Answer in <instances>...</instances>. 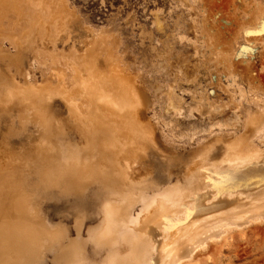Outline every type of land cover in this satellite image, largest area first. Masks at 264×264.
Masks as SVG:
<instances>
[{"label":"rangeland","instance_id":"374dc122","mask_svg":"<svg viewBox=\"0 0 264 264\" xmlns=\"http://www.w3.org/2000/svg\"><path fill=\"white\" fill-rule=\"evenodd\" d=\"M45 1L46 5L54 9L63 10L59 0ZM65 5L66 9L63 12L65 19L61 20L59 16L50 18V21L56 24V28H59L58 31H62L57 39L54 38L56 33L54 30L45 33L40 30L41 27L29 28L27 34L35 32V39L20 52L25 61L24 67L29 70L30 77L27 79L21 77L14 65L10 64L8 58L4 56L15 53L16 49L8 39L20 34L21 30L11 27V20L15 19L13 14L2 19L0 22V32L3 33L0 39V71L2 72L0 102L3 101L6 87L15 82L22 88L28 82L35 85H57L56 88L63 84L67 89L71 88L73 74L69 65L70 55L75 50L84 51L91 40L98 35L100 45L108 46L121 64L127 67L124 71L130 76L129 79L135 85L137 95L142 102L140 108L142 119L154 128L155 133L151 141L161 147L166 156L182 155L186 159L184 160L187 164L184 165L181 173L185 179L194 168L199 166L202 149L210 145L213 152L211 159H218L221 153L220 146H225L226 142L241 135L247 129V119L250 115L261 114L263 116L260 124L261 131L258 130L257 134L251 138L252 145L257 147V150L260 149L261 153L251 160L239 164L236 162L231 169H223L216 175L221 187L226 185L225 188L232 194L236 193L247 198L260 188L259 183L264 184V0H65ZM35 9L37 12H44L40 7ZM96 58L99 67L95 70L97 72L106 70L108 66L104 63V55L99 52ZM53 69H64L66 72L64 78L60 80L51 74ZM42 87L39 88L42 89ZM43 92L47 94V91ZM32 102L34 103L26 104L21 99L15 103H9V106L5 101L0 103V163L2 162L0 180H3L0 184L2 187L6 186L5 191V188H1L0 185V189H3L0 190V209L2 210L0 224H35L38 221L35 224L38 228L43 225L42 228L47 230L62 229L67 235L66 239L53 245L50 244L49 236L45 235L41 244V264H78L80 261L88 262V264H152V259L157 252L158 239L167 240L170 235L167 227L171 223L167 221L166 228L155 227L156 231L152 228L155 233L152 232L153 237L141 231L136 224L148 212V208L160 199L175 203L177 212L182 210L176 216L175 222L183 218L184 206H190L191 202L185 201V205L182 201L180 202L183 188L178 168L171 166L170 171L166 173L167 181L162 183L164 179H161V175L151 172L148 161L142 157L131 159L134 162L132 161L130 176L132 175L134 182L159 176L157 185L162 184L154 190H144L142 193L144 207L136 210L142 205V200L135 206L129 217L131 224L128 222L120 226L112 225L111 231L117 238V243L109 248H101L97 246L95 235L102 226L106 225L104 214L100 213L101 207L107 201L103 199L104 192L108 188L104 186L103 179L98 178L96 183L83 192L84 195L72 191L66 193L65 190L61 191L57 187H54L55 189L48 185H46L47 188L44 187L43 175L45 174L41 173H45L43 168L47 169V167L43 164L38 167L24 166L39 153L37 151L42 148L40 141L43 137L55 140L56 151L60 154L56 155H59L58 158H55V155L52 157L57 160L60 157L62 166L72 161L94 165L103 159L108 163L121 166L124 165L126 158L121 154H110L98 145L91 146L88 136L76 126L75 119L68 112L65 99L57 90L50 103L39 105L36 99ZM46 105L49 107L47 108ZM41 110L53 114L57 123L60 121L61 125L57 124L59 130L53 128V131H59L55 132L58 135L49 129L50 133L52 131L49 136V131L43 129L44 126L40 124L36 114ZM21 124L24 126L22 127ZM27 131L28 133H25ZM45 131H48V134H45ZM15 134H18V140ZM52 135L53 138H50ZM218 138V144H215ZM32 140L34 143L31 142ZM139 140L146 141V139ZM4 145L7 146L4 147ZM33 145H40L39 150ZM5 156L7 159L3 163ZM29 157L30 160H27ZM12 161L14 163H11ZM155 163L158 164V160ZM33 167L41 169L36 172L37 169L35 171ZM22 169L25 170L22 171ZM27 169L32 170V173H29ZM13 171H17L16 175H13ZM4 172L7 176L2 174ZM9 172L11 176H8ZM33 175L39 179L37 180ZM3 176L4 178L14 176L15 179L6 178L5 181ZM227 177L236 179L238 182L226 183ZM32 178L37 181H33ZM7 179L9 182L12 181L11 185ZM25 180L30 181L27 183ZM6 182L12 191L8 192ZM13 182L16 184L13 185ZM19 182L24 183L21 185ZM16 186L21 189H17ZM138 186L135 185L133 191ZM11 188H15L17 193ZM125 188H123L125 192L120 188H117L116 192V189L112 188L114 194H111L113 195V197L110 196L111 199L125 204L126 195L131 191H129L130 187L127 189L125 186ZM45 189L50 190L51 195H53L52 189L56 192L54 191V196H49L50 193L47 194ZM23 190L21 198L20 193ZM58 190L61 191L59 194ZM219 190L220 186L216 184L211 186L214 198L218 196ZM2 191H5L4 198ZM23 196H30L28 209H25L26 198ZM79 202L82 204L80 205ZM179 203L180 206H178ZM2 208H6L4 210L8 212ZM13 208L16 212L18 211L17 214L14 213ZM26 210L32 212L28 214ZM9 215L10 217H7ZM3 216L7 217V220ZM33 216L37 219L34 220ZM32 217L33 219L30 220ZM42 217L46 225L43 223L41 225ZM196 242L199 244L194 243L189 245L190 248L181 249L176 264H264V218L250 220L240 226H226L218 235L198 239ZM22 257L24 260L20 259L18 264L25 263L26 257Z\"/></svg>","mask_w":264,"mask_h":264},{"label":"bare ground","instance_id":"6f19581e","mask_svg":"<svg viewBox=\"0 0 264 264\" xmlns=\"http://www.w3.org/2000/svg\"><path fill=\"white\" fill-rule=\"evenodd\" d=\"M59 1L63 6V10L62 9L59 10V8L54 9L53 7L46 5L47 3L45 0H38L37 2H33L32 0H0V22L2 21V19L9 17L10 14H13V16H15V19L11 20L12 21L11 27L14 29L17 27L21 30L20 34L18 35L16 34L14 37L8 39L16 49L15 53H13L12 55L5 54L4 56L8 58L10 64L14 65L16 72L25 79H27V77H30V74H29V70L25 69L24 67L25 61L23 60L22 55H20V52L32 40L35 39V35H36L35 32L28 35L27 32L31 26L36 28L41 27L40 30H42L45 33H49L51 30H54V32H56L54 38L57 39L59 33H61L62 31L61 30L58 31L59 28L58 27L56 28V24L53 21H50V18L51 16H59L61 20L65 19L63 14V12L65 11L64 9H66L65 0H59ZM39 7L42 10H44V12L42 13L37 12L35 8H39ZM65 24L66 23H64V25ZM25 33L26 36L24 37ZM2 37H3V33L0 32V39ZM99 52H101L104 55L105 57L104 63L108 66V68L106 70H101L97 72V70L95 69H98L99 63H97L96 61L97 60L96 54H98ZM70 56L71 58L69 65L71 68L70 70L72 71L73 74L71 88L67 89L63 84H61L60 87L56 88L57 85L56 86L51 84L35 85L30 82H28V84L22 88L17 84V82H15V83H11L6 87L5 95L2 98L3 101L8 103L7 104L8 106L9 103L10 104L15 103L16 101L18 100L20 101L21 99L26 104H33L34 102L32 101L36 99L40 105L41 103H50L51 100L53 99L55 90H57L58 93L61 94L65 99V104L68 107V112L75 119L76 126L80 129V131H82L88 136L91 146L98 145L99 148L104 149L110 154H121V156L123 155L122 157L126 158L124 165L121 166L108 163L104 159L99 161L97 164L94 163V165L86 162L79 163L76 161H72L69 164H65V165L63 164L64 166H62L60 165L61 163L59 160L60 157L58 159L59 163H57L58 160L55 159L58 158L59 156L56 155L58 153L60 154V152L56 151L57 148L55 147V142H54L55 140L52 141L49 139V137L48 139L43 137L41 138L42 140L40 141V144L42 146V148L40 147L41 148L40 151H37L39 150L38 147L40 146V145L36 146L37 141L35 142L36 145H33L36 146V148H38L36 150L37 152H39L37 156L34 155L35 157L33 158L30 156V153L28 152L29 156L33 159L30 160L29 157V159L27 160L30 161L26 162V165L24 164L25 165L24 167L26 166L32 167L35 165L38 167V165H42V164L46 166L47 169L43 168L46 172L44 171L45 173H41V174H45L43 175L44 184H45L44 187L45 188H47L48 186H53V188L57 187V189H61V191L65 190L66 193L72 191L74 193L80 192V194L82 193V195H84L85 193L83 194V192H85L90 185L96 183V181H98L97 180L98 178L103 179L104 186L108 187L107 190L104 192L103 199L105 200L107 199V201L104 203L101 209L100 208L99 209L101 211L100 213L104 214L106 225L104 227L102 226L95 235L97 246L101 248L102 247L109 248V246L117 243V238L113 235L111 231V226L114 224L120 226L121 224L128 222L129 224H131V221H129V217L135 206L138 205L142 200V205L138 206L136 210H139L142 207H144L145 204L144 198L142 199V193L144 192V190L145 189L154 190L155 187L158 188L162 183L166 182L167 181V179H165L167 175L166 173L170 171L171 166L176 167L179 170L178 172L180 176V183L183 188V194H182V198H180L181 199L180 202L182 201V204L185 205V201H190L191 205L184 206L185 210L183 209V213H182L183 218L178 222H175L176 216H178L179 212L182 210L177 212L175 203L172 204L171 202H168L165 199H160L156 201L155 204H152L150 208H148V212H146L142 216L141 220L139 219L140 221L136 225L139 226V229L141 231L145 232L149 236L152 235L153 232L152 228L154 229V231H156L155 227L164 226V228H166L165 225L167 224V221H170L171 223V225L167 227V229H169V234H170L167 240L158 239L157 248H156L157 252L152 259V264H176V262L178 263L177 260L179 259H177V256L180 253L181 249H183L184 247L190 248L189 245L191 244L193 245L194 243H197L196 241H198V239L214 237L218 235V233L222 232L226 226H234V225L240 226L242 223L248 222L250 220H258L264 218V214H262V211L264 210V184L259 183L260 188L256 192H254L252 196L250 195L251 196L250 198H247L243 195H239L236 193L232 194L231 192H229L227 188H225L226 185H224V187H221V185L218 183L220 182V180L217 179V175H216L218 172H222L223 169L225 170L231 169L234 163L236 162H238L239 164L243 161L251 160L255 156H258L261 153V150L260 149L257 150V147H255L251 143V138L255 136V134H257L256 132L258 130L261 131L260 124L262 123L263 120V116L261 114L250 115L249 118L247 119V125H246L247 129L241 135L234 137V139L230 140L229 142H226L225 146H220L221 153L218 159H213V160L211 159L213 156V152L210 149V145L209 147L202 149L199 166L197 168H194V170L191 172L189 177L185 179V177H183L181 173L184 165L187 164V161H185L186 159L183 158L182 155L181 156L177 155V157H172V155L166 156V154L163 153L164 151L161 149V147H159L157 144L151 141L155 133L154 128H152L150 123H145L144 120L142 119V111H140L142 102L140 101L137 95L135 85L129 79L130 76L127 75V72L124 71V69L127 67L121 64L120 60L117 59L115 54L108 48V46L100 45L99 36L97 35L94 39H92L90 45H88V47L84 51L79 52L75 50ZM1 73L2 72L0 71V74ZM65 73L66 72L64 69H58V70L53 69L51 74L55 75V77H58L60 80H62L64 78ZM1 77L3 76L1 75ZM41 86H43L42 89L39 88ZM36 91H38V93H36ZM43 91H47V94H44ZM18 95L21 96L18 97ZM29 100L30 102H28ZM2 102L0 103L2 104ZM49 106H47V108ZM36 114H37V118L40 120L39 121L40 124L44 126L43 129L48 131L49 129H52L53 131V128L54 129L58 128L59 130V125L57 124L60 121H58L57 123L56 122L57 119L53 117V114H50L48 111L44 112L42 110L37 111ZM7 121L8 120H6V122ZM52 123H56V124H52ZM21 125L22 127L24 126L23 124ZM50 126L51 128H49ZM16 131L17 130H15V132ZM48 131H45V134H48ZM53 132L55 133L59 131H53ZM25 133H28V131ZM51 133L49 131V136ZM55 134L58 135L57 133ZM15 135L17 137L18 134ZM27 136L29 135L27 134ZM12 138L14 137L12 136ZM26 138L25 140H28ZM50 138H53V135ZM139 139H146V141L143 142L140 141ZM33 140L31 142H33ZM218 140L219 138L216 139L215 144H218ZM117 141L119 143H117ZM5 146L7 145H4V147ZM2 147L1 149H3ZM54 155L55 158L52 157ZM5 157L3 163H5V159H7V156ZM13 157L14 156H12V158ZM133 157H139V159H141L140 157H142L146 161H148L150 164L148 167L150 168L151 172H153L155 175L156 174L161 175L162 176L161 179H164V181L160 185H157V181H158L157 178L159 176L157 177L154 176L155 177L154 178L153 177L154 174H153L152 175L153 178H149V179L147 178L149 181L144 178V180H141V182L140 181L134 182L132 179V175L130 176L131 173L130 171L133 166L132 163L134 162L133 160H132L133 162L131 161ZM157 160H158V164L155 163V161ZM191 160H193V158ZM141 161L142 160H140V162ZM11 163L14 162L12 161ZM3 165L5 167V164ZM158 165L159 168H157ZM21 167L23 168V166ZM25 169H22V171ZM33 169H35V167H33ZM36 169L35 171L38 172L39 169L41 168L39 167V169L38 168ZM16 172L17 171H15L13 175ZM30 172L32 173V170L29 171V173ZM2 174L4 175L5 172ZM5 176H7V174H5ZM8 176H11V174ZM0 177H2L1 174ZM35 177L37 180L39 179L37 178V176ZM6 178H4L5 181ZM12 178L9 177L8 179L11 180ZM229 178L230 177L226 178V183H230L231 181L238 182L236 181V179H229ZM8 179L7 181L9 182ZM14 179L15 178H13V180ZM34 179L32 178L33 181H35ZM17 181L15 180V182ZM10 182L12 184V181ZM15 182H13L14 183L13 185L16 184ZM23 183L19 182V184L21 185ZM9 184L6 182V185L8 187V192L12 191L9 188L10 187ZM215 184L218 187L220 186V190L216 198H214L213 194L211 193V186ZM0 185L1 188H5L4 190L6 191V186L3 185L2 187V184ZM39 185L42 186V184ZM46 185L48 186L46 187ZM135 185H139L140 187L138 186L137 189L133 191ZM28 186L29 185L27 184V187ZM125 186H127V189L130 187L129 191L131 190L126 195L127 199L124 200L126 202L125 204H121L122 199L120 200L121 203H118L117 201L111 199V197H113V195L111 194H114L113 192L114 189H116L115 191L117 192V188L121 189L122 187L125 188ZM111 187L114 189L112 190ZM18 188L19 187H17V189ZM25 188L26 187L24 186V189ZM11 189L16 191L15 188H11ZM19 189H21V187ZM125 189H123L122 191H124ZM45 190L47 191V192L45 191L47 194L50 191V190L48 191V189ZM54 191L52 189L53 195H51L50 192H49L50 194L48 195L54 196ZM61 191L58 190L57 193L59 194V192ZM4 192H3V198H4ZM19 192L20 191H18V193ZM15 193H17V191ZM22 193H24V190L20 193L21 198H22ZM35 193H33V195ZM66 193L64 192V195ZM47 194L45 196H47ZM12 196L15 197L13 194ZM29 197H24L26 198V203L24 202L25 209L28 207V201L30 199ZM81 202H79V204ZM11 204L13 205V203ZM180 205L181 204L179 203L178 206ZM82 208H84L83 205ZM82 208L81 210H83ZM2 209L4 210L6 208H2ZM15 210L16 209H14V213L16 212ZM4 211L8 212L6 210ZM25 212H27V210ZM28 212H32V211L28 210ZM1 213L2 210L0 212V215ZM81 213H83V211ZM96 213H97V209H96ZM31 214L34 215L33 213ZM32 215H30V217ZM7 217H10V215ZM7 217L3 216V218L4 219L6 218V220ZM18 217L20 218L21 216ZM33 217L34 220L37 219L35 218V216ZM33 217L30 220H32ZM29 218L26 219L29 220ZM21 219H25V218L21 217ZM39 220L40 222L43 220V222H41V225L42 223L46 225L45 224L46 222L44 223L45 221L44 218L42 220L40 218ZM14 221L16 222V220ZM37 222L38 221H36L35 224H37ZM35 224H31V223H18V224L5 223L2 225L0 224V264H18L20 259L24 260V257L22 256L26 257L25 263L23 264H41L42 263L41 244L44 240L45 235L49 236L51 245L57 243L62 239H66L67 237V235L64 233L62 229L59 228L52 230L48 229L49 230L48 233V230L46 228H42L43 225L40 226L38 224L41 227L38 228L35 226ZM198 244L199 243H197V245ZM80 262L78 264H88V262L87 263L85 262L80 263Z\"/></svg>","mask_w":264,"mask_h":264},{"label":"crops","instance_id":"0c3cea01","mask_svg":"<svg viewBox=\"0 0 264 264\" xmlns=\"http://www.w3.org/2000/svg\"><path fill=\"white\" fill-rule=\"evenodd\" d=\"M139 220V219H138Z\"/></svg>","mask_w":264,"mask_h":264}]
</instances>
